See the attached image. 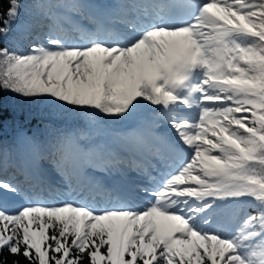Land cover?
I'll return each mask as SVG.
<instances>
[{
  "label": "snow or ice",
  "instance_id": "6c2138e0",
  "mask_svg": "<svg viewBox=\"0 0 264 264\" xmlns=\"http://www.w3.org/2000/svg\"><path fill=\"white\" fill-rule=\"evenodd\" d=\"M7 2L0 264H264V0Z\"/></svg>",
  "mask_w": 264,
  "mask_h": 264
},
{
  "label": "trees",
  "instance_id": "16d2710c",
  "mask_svg": "<svg viewBox=\"0 0 264 264\" xmlns=\"http://www.w3.org/2000/svg\"><path fill=\"white\" fill-rule=\"evenodd\" d=\"M22 2L24 4V7L21 9L20 22L24 23L29 20V13L31 11V5L33 0H22ZM113 2L114 0H106L105 4H111ZM0 7H2L3 11H6L9 7L7 0H0ZM36 35L37 33L33 32L29 38L22 39L20 38L19 33L14 32L12 37H10L9 39L0 40V47L8 46L10 48H15L18 51H27L31 43L46 45L43 32L39 33V38L34 39L33 37H35ZM18 107H19L20 116L28 117V119L22 120V123L23 126L29 131V133H35L38 137L41 138L49 134L53 126L52 121L54 118V114L58 111L57 109L47 104H36V103H25V102H21ZM9 125L10 126L6 135V138L8 139H10L12 132L11 121L9 122ZM3 178L12 179L13 170L10 169L6 174V176H4ZM17 179H22V177L17 176ZM51 179L56 180L57 178L53 175V178ZM10 204L14 206V202H10Z\"/></svg>",
  "mask_w": 264,
  "mask_h": 264
},
{
  "label": "rangeland",
  "instance_id": "374dc122",
  "mask_svg": "<svg viewBox=\"0 0 264 264\" xmlns=\"http://www.w3.org/2000/svg\"><path fill=\"white\" fill-rule=\"evenodd\" d=\"M89 2L96 3V4H105L106 0H88ZM83 23L87 24V21H83ZM131 176V174H130ZM53 178V176L50 177V179Z\"/></svg>",
  "mask_w": 264,
  "mask_h": 264
}]
</instances>
